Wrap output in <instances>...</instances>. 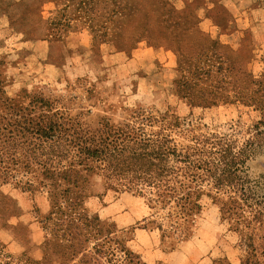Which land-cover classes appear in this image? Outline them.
Listing matches in <instances>:
<instances>
[{"label": "rangeland", "instance_id": "rangeland-1", "mask_svg": "<svg viewBox=\"0 0 264 264\" xmlns=\"http://www.w3.org/2000/svg\"><path fill=\"white\" fill-rule=\"evenodd\" d=\"M112 1L0 0V264H242L264 241V0Z\"/></svg>", "mask_w": 264, "mask_h": 264}, {"label": "trees", "instance_id": "trees-1", "mask_svg": "<svg viewBox=\"0 0 264 264\" xmlns=\"http://www.w3.org/2000/svg\"><path fill=\"white\" fill-rule=\"evenodd\" d=\"M113 6H117L115 0L112 1ZM119 8V7H117ZM114 12V10H113ZM259 108V107H258ZM263 109V108H260ZM238 153V152H237ZM170 176L172 175V173L174 172V167H175V163H188L189 166V155L186 154L185 152H183L180 148L177 147V145L173 142L172 138H170ZM132 158L133 159H139L144 157L145 155L142 153H133L132 154ZM149 156H154L152 157V160L158 158L155 155H149ZM239 158V153L237 155H233L231 154V161L230 164H228L227 166L223 167L222 169H219V173L218 176L216 175V170L217 169H212L209 170V174L208 177L211 180L210 185H208L209 189H213L215 192H217L220 189V177L223 174L226 178L231 177L232 175H235L237 173V171L240 170L241 166L237 165L240 164L242 161ZM235 159V161H233ZM237 162V163H236ZM150 166H152V162L149 163ZM198 168H199V162L197 163ZM205 165V163H204ZM155 166V165H154ZM166 172H169L166 171ZM191 186H187L185 191H181L176 193V190L174 189L173 186L170 185V199H190L187 201L188 205H190L192 208L196 207V200L201 198V195L204 192V189L202 187H199V185H197L195 188H193L191 190ZM190 209V208H189ZM252 217L254 219H257L258 216L255 215V212H253ZM262 224L264 226V219L261 220ZM264 239V237H263ZM249 246L252 249V252L250 253V257L252 256V258L248 257L246 258V260L242 263V264H264V241L261 243V245L259 247L254 246L252 243L249 244ZM260 255V259H258L256 256ZM132 256H128V259L132 260L131 258ZM133 264H138V263H133Z\"/></svg>", "mask_w": 264, "mask_h": 264}, {"label": "crops", "instance_id": "crops-1", "mask_svg": "<svg viewBox=\"0 0 264 264\" xmlns=\"http://www.w3.org/2000/svg\"><path fill=\"white\" fill-rule=\"evenodd\" d=\"M144 52H146V53H147L148 51H144Z\"/></svg>", "mask_w": 264, "mask_h": 264}]
</instances>
